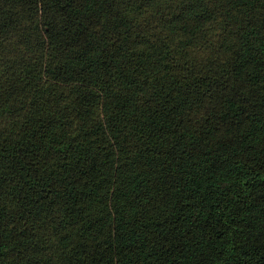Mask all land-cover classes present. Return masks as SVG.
<instances>
[{
  "label": "trees",
  "instance_id": "obj_1",
  "mask_svg": "<svg viewBox=\"0 0 264 264\" xmlns=\"http://www.w3.org/2000/svg\"><path fill=\"white\" fill-rule=\"evenodd\" d=\"M0 264H264V0H0Z\"/></svg>",
  "mask_w": 264,
  "mask_h": 264
}]
</instances>
